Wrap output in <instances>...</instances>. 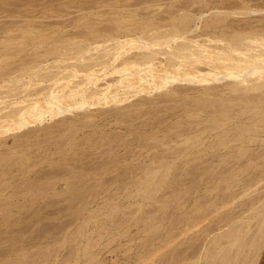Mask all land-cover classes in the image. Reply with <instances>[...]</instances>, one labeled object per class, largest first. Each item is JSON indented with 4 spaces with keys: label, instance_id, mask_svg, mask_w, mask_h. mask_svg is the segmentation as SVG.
<instances>
[{
    "label": "rangeland",
    "instance_id": "374dc122",
    "mask_svg": "<svg viewBox=\"0 0 264 264\" xmlns=\"http://www.w3.org/2000/svg\"><path fill=\"white\" fill-rule=\"evenodd\" d=\"M92 4L93 6H90ZM229 10H236L237 13L228 15L226 11ZM179 14L180 16L190 14L195 18L192 28H195L194 24H197L199 28L191 34L198 37V40H204L213 33L220 35V29L224 27L227 29L228 25L246 28L255 23L253 27L257 26V29H261L258 32L264 31V0H0V77L4 75V79L0 78L1 86L5 83L3 80L15 77L20 68H26L34 62L42 64L45 69L51 68L55 63L57 67L65 66L67 64L65 58L58 57L55 50H52V48H62L61 44H56L57 42L67 43L100 37L96 43L99 46L102 39L106 37L103 39L106 41H103L104 45L113 46L116 43L113 38L124 41L121 44L120 56L111 63L109 68L97 74L99 77L97 85L101 87V93L104 92L99 101L96 98L77 97L67 102L59 101L57 107L50 106L44 104L46 102L42 100L50 92L46 89L45 94L40 96V104L43 102L41 109L43 111L45 109L42 116L30 115L26 118L24 123L26 125H8L0 129V264H10L15 261L20 264H89L90 262V264H136L137 260L133 262V259H138L142 243L152 241L156 234L148 238L145 236V239L144 233L135 235L138 229L143 228V226L135 227V222L144 221L151 214L155 216L158 214L159 217H166L163 226L167 229L177 219L189 213H192L193 219L197 217L199 220L192 221L195 223L190 224L187 232L181 235L180 239L185 242L183 246L195 239L200 242L197 235L200 237L202 234V239L207 237V242L210 244L215 236L217 238L219 235L230 233V230L233 231L238 224L239 226L246 224V227L242 226L238 233L239 236H243L240 239L242 242L236 243L241 244L242 247L237 251V245L234 246L236 251L233 255L231 253L237 258L234 259L229 255V261L231 264H264V230L258 232V224L264 216V142L262 141L264 130L259 129L261 125H254V129L258 127V133L250 132V134L255 135L254 138L257 140L250 143L248 139H245L243 146L237 142L230 143L227 147L221 145L225 138L221 135L223 131H230L227 138H231L235 135V131L238 132L235 124L251 123L244 117L241 118L238 113L240 106L246 100H242L240 105L237 104L239 99H230L234 93L224 95L220 99V95L215 93H218L225 81L217 79L212 82L203 81L213 79L214 76L211 75L203 74L204 83L191 84V81H185L183 72H174L176 81L170 77L168 86L159 89L151 88V90L143 89L144 82L136 85L128 84L127 79L124 78V74L133 77L135 69L138 68L136 66L130 68L123 63L126 60H134L135 56L142 51L139 48L142 42L138 40V35L141 34L143 26L149 23L157 31L165 32ZM202 14H204L203 18L197 19ZM219 18L227 25L223 24L224 27L222 24L216 25L218 27L214 26L215 24L210 25L213 21L214 23L219 21V24L221 22ZM31 20L32 24L37 23L38 26L37 24L30 26ZM40 23L48 26L44 25V27ZM86 23L87 26H85ZM248 23L250 25L246 26ZM9 24L13 26L10 27ZM240 25L244 26L240 27ZM25 32H28V35ZM13 33L16 34L13 35ZM20 33L21 35L24 33L23 36ZM66 33H69V36L68 34L66 36ZM164 35L165 33L161 34L159 42L161 44L168 42V39L162 38ZM16 44H22V48ZM96 44L93 45L96 46ZM165 44L163 48L166 47ZM211 44L218 43L213 41ZM50 47L51 50L45 52ZM147 50L150 51V49ZM93 51H91L92 55H95L96 51ZM91 52L85 56L91 55ZM39 53H42L43 57ZM31 54L33 58H35L34 54L37 55L36 58L38 56L40 58L31 61L32 57L28 59ZM4 58L8 60L4 61ZM23 58L24 64H22L23 60H20ZM70 58L71 62H74V56ZM163 58V55H158L153 64H149L157 66ZM70 60L69 64H71ZM12 65L15 66L12 67ZM2 69L7 71L2 72ZM43 70L38 71L39 73L37 72L33 78L25 77L24 81L27 84L31 86L33 83L31 86V89L35 88L33 91H38L40 82L44 84V86L40 84L43 88L51 84L50 81L39 82L37 79ZM158 72L155 71L157 75H159ZM146 73L150 74L152 70L145 72V75H148ZM80 74L78 78L75 76L71 80L76 82L80 79ZM157 75H151L155 79L150 76L149 81H161L159 77L157 79ZM201 75L198 73L189 78L199 80L202 79ZM210 82L214 88L211 87ZM207 86L214 90V93L209 96L211 88L207 90ZM177 87L179 91L169 92L171 88ZM204 87L205 92L208 91L207 95L203 92ZM104 88L108 90L106 94ZM198 95L205 98L202 99ZM194 97L200 98L201 102L204 101L197 103ZM205 99H207L206 102ZM192 107L197 109L194 110ZM231 112L233 114L227 117V114ZM214 116L217 120H211ZM257 117L263 118L264 115L259 114ZM74 119L77 123L75 121L70 123ZM227 119H230L229 123L225 124ZM30 130L34 132H29ZM19 133H21L20 138L25 135V140L15 139ZM29 133L32 134L29 135ZM185 139L186 143H184ZM15 141L17 143L13 144ZM239 145L242 148L238 149ZM243 150H246V155L238 159L240 154L245 152ZM222 155L226 159H223L225 157ZM257 155H261L258 160ZM251 158H254L255 163L253 159L252 163L247 162ZM169 165L171 168L168 175L161 185L156 187L152 183L153 171H163ZM253 173L255 175H251ZM249 176L251 177L248 178ZM158 179L156 178L155 182ZM242 182L245 183L242 184ZM145 186L148 193H152L151 196L144 192ZM232 186L234 188H231ZM142 187L143 191L140 192ZM222 193L223 196H221ZM259 194L263 196L260 198ZM109 212L111 214L114 212L113 216ZM143 217L144 219H141ZM249 220L250 223L247 224ZM117 223L123 226H114ZM109 224H113L115 228ZM80 226L85 227V230ZM117 227H119L118 230ZM79 229H82V232ZM126 230H129V235L124 238L121 233ZM248 230L247 235H244ZM131 234L135 235V238L134 242L129 244ZM253 239L256 247H251ZM97 240L99 242L96 244ZM92 241H95L96 245L94 242L93 245ZM231 241L223 239L221 246L228 247ZM90 243L94 246L93 249L87 245ZM103 243L105 246H102ZM71 247L72 251H70ZM212 247L207 252L209 255L203 253L196 264L220 262L218 256L217 259L210 256L212 251L214 253L220 247ZM98 248L100 250L104 248L102 252L99 250L101 254L97 252ZM124 249L130 252L126 254ZM169 253L167 251L162 256L153 257L152 264H157ZM205 255L206 258H204ZM208 256L212 260L215 259L214 262ZM89 258L93 260H88Z\"/></svg>",
    "mask_w": 264,
    "mask_h": 264
},
{
    "label": "bare ground",
    "instance_id": "6f19581e",
    "mask_svg": "<svg viewBox=\"0 0 264 264\" xmlns=\"http://www.w3.org/2000/svg\"><path fill=\"white\" fill-rule=\"evenodd\" d=\"M2 5V4H1ZM95 5V4H94ZM90 6H93L90 5ZM88 7V6H87ZM86 7V8H87ZM4 9V8H3ZM6 9V8H5ZM84 9V8H83ZM249 9V8H247ZM97 10V9H96ZM257 11V10H255ZM175 12V11H174ZM187 12V11H186ZM251 12V10H250ZM253 12V11H252ZM83 13V12H82ZM98 13V12H96ZM182 13V12H181ZM226 13L228 15H234L237 13V11H226ZM258 13V12H257ZM226 14V16H227ZM92 15V14H91ZM114 15V14H113ZM225 15V13H224ZM45 16V15H44ZM62 16V15H61ZM196 16V15H195ZM198 16V15H197ZM204 16V14L200 15L199 17H197V19H202ZM11 17V16H10ZM225 17V16H224ZM226 18V17H225ZM83 19V18H81ZM3 20V19H2ZM35 20V19H34ZM77 20V19H76ZM195 18L190 15V14H182L180 16L179 14V17H176L169 25V28L167 30H165V32H160V31H157L156 28H152L151 25L149 23H146L145 26H143L144 28H142L141 30V34L138 35L139 36V39L140 42H142V44L139 46L140 49H142L141 52H139L136 56H135V59L132 61L130 60H126L123 64L127 67H138L137 69H135L134 71V75L133 77H128L124 74V78H126L127 80V83L128 84H138L140 82H144V86H143V89L144 90H151L152 89H159V88H163L164 86H168L167 84H169L170 82V77H173L172 79L175 80L177 78H174L176 77L175 76V73L176 72H183L182 75L185 76V81L186 80H189L191 81L190 83L191 84H194V83H198V82H203V81H214V80H221V81H225L220 87L218 93H215V94H219L220 95V99L221 97H224V95H229V94H233L231 95L232 97L229 98L232 99V98H236V99H239L237 104H241L242 100H246L240 107V117H244L245 120L247 119V122H251L249 125L248 124H235V128L238 130V132L235 131V135H233V137L231 136V138H227L228 134H230L229 132L230 131H223L221 133L222 136H224L225 138H223V143H221V145H223V147H227L229 146L230 143H234V142H237V143H240L242 146H243V143L245 142V139L251 143L252 141H256L257 139L254 138V136H252V134H250V132H253L254 134L258 133V127L254 129V125L255 126H259V129L260 130H264V117L263 118H258L257 116H259V114H262L264 115V31L263 32H258L259 29H257V26L256 27H253L255 26L256 24L254 23L252 26L250 25V23H248L246 26L250 25V27H246V28H236V27H230L229 25L226 27L227 29H225V24L223 22V20L220 18L218 20H220L221 22L218 24L219 21H217V23H213L210 25H223L224 28H221V34L220 35H217L215 33H213L212 35L208 36L207 38H205L204 40H198L196 38V36H192L191 33H194L195 30H198L199 26L197 24H194L195 28H192L193 25L192 23L194 22ZM225 20V19H224ZM4 21V20H3ZM9 21V20H7ZM38 21V20H36ZM43 21V20H42ZM58 21V20H56ZM198 21V20H197ZM216 21V20H215ZM252 21V20H251ZM6 22V21H5ZM10 22V21H9ZM32 24V20L30 21ZM47 22V21H45ZM63 22V21H62ZM117 22V21H116ZM152 22V20H151ZM250 22V21H249ZM15 23V22H14ZM13 23V24H14ZM18 22H16L17 24ZM49 23H52L49 21ZM154 23V22H153ZM8 24V23H7ZM6 24V25H7ZM15 24V25H16ZM22 24V23H21ZM26 24V23H25ZM34 24H37V23H34ZM34 24L30 25V26H34ZM43 25V23H40ZM53 24V23H52ZM62 24V23H60ZM242 24V23H241ZM4 25L5 27L9 28V26H6ZM10 25V24H9ZM26 25H29V24H26ZM40 25V26H42ZM46 25V24H44ZM43 25V26H44ZM89 25V23H88ZM92 25V23H91ZM94 25V24H93ZM245 25V24H244ZM244 25H240L241 26H244ZM3 26V28H4ZM13 26V25H10V27ZM29 26V27H30ZM38 26V24H37ZM48 26V25H46ZM50 26V24H49ZM55 26V25H54ZM85 26H87V23L85 24ZM216 26V27H218ZM15 27V26H14ZM28 27V28H29ZM45 27V26H44ZM51 27V26H50ZM67 27V26H66ZM215 27V28H216ZM221 27V26H220ZM219 27V28H220ZM262 27V26H260ZM1 28V27H0ZM18 28V27H17ZM58 28V27H56ZM63 28V27H62ZM68 28V27H67ZM98 28V27H97ZM105 28V27H104ZM104 28H101V29H104ZM141 28V27H140ZM214 28V29H215ZM218 28V29H219ZM256 28V29H254ZM5 29V28H4ZM19 29H20V26H19ZM22 29V28H21ZM160 29V28H159ZM2 30V29H1ZM27 30V29H26ZM40 30V29H39ZM55 30V29H54ZM65 30V29H64ZM105 30V29H104ZM216 30V29H215ZM261 30V29H260ZM259 30V31H260ZM46 31V30H45ZM30 32V31H29ZM84 32V31H83ZM88 32V31H87ZM86 32V33H87ZM196 32V31H195ZM8 33V32H7ZM10 33V32H9ZM22 33V32H21ZM20 33V35H21ZM26 34L28 32H25ZM78 33V32H77ZM85 33V34H86ZM165 33L164 36H162V38H166L168 39V42L163 43H159L160 42V39H161V34ZM204 33V32H203ZM11 34V33H10ZM16 34V33H13V35ZM24 34V33H23ZM23 34L21 36H23ZM69 36V33H66L65 35ZM71 34V33H70ZM73 34H76V33H73ZM81 35L83 33H80ZM79 34V35H80ZM20 35H17V36H20ZM28 35V34H27ZM26 35V36H27ZM40 35V33H39ZM57 35V34H56ZM84 35V34H83ZM197 35V34H196ZM8 36V35H7ZM10 37H12V35H9ZM16 36V37H17ZM24 36V37H26ZM15 37V36H14ZM28 37V36H27ZM60 37V36H59ZM50 38V37H49ZM106 38V37H105ZM103 38V39H105ZM111 39V37H109ZM20 39V38H19ZM61 39V38H60ZM75 39V38H74ZM100 37H94L92 39H83V40H80V41H69L67 43H63V42H57L56 44H61L62 45V48L59 46V48L61 49H54L52 48V50H55V53L58 54L59 56L58 57H62V58H65L64 60L67 61V64L65 62L62 63L64 64L65 66L63 67H57L55 64H52L54 66H52L51 68H43L42 64H36L35 62L32 63L30 66L26 67V68H20L21 70L17 73V75H15V77L11 78V79H5L3 81H5V83L1 86L3 88L0 89V129L1 128H4L6 126H14V125H23L25 122H26V118H28L30 115L31 116H37V117H40L44 114L45 112V109L43 111V109H41V98L40 96L41 95H44L45 92H46V89L50 90V92H48L49 94H47V96H44V98H42V100L46 103L44 104H49L50 106L51 105H56V107L58 106V104L63 101V102H67L69 100H72V99H77V97H82L84 99L86 98H96L98 101L99 99H101V95H104V92L103 94L101 93L100 89L101 87H99V85H97V80L99 77H97V74L98 73H101L103 70L109 68V66L111 65V63L113 61H115L119 56H120V49H121V44L124 42V41H117V39L113 38L114 40H116V43L113 45V46H107V45H104L105 44V40L102 39V42L103 43L102 45L99 44V46H97V42L99 41ZM109 39L110 42H113ZM122 39V38H121ZM163 40V39H162ZM165 40V39H164ZM32 41V40H31ZM42 41V40H41ZM105 41V42H103ZM108 41V42H109ZM213 41H216L218 44L216 45H212L211 43ZM8 43V42H7ZM37 43V42H36ZM41 43V42H40ZM114 43V42H113ZM9 44V43H8ZM38 44V43H37ZM36 44V45H37ZM55 44V42H54ZM93 44H96V46H94ZM109 44V43H108ZM163 44L166 45V47H168V49H165L166 47L163 48ZM16 45H20V47L22 46V44H16ZM24 45V44H23ZM25 45H27L25 43ZM33 45V44H32ZM35 45V44H34ZM112 45V44H111ZM14 46V44H13ZM30 46V44H29ZM45 46V45H44ZM49 46V45H48ZM162 46V47H161ZM17 47V46H15ZM36 47V46H35ZM41 47V46H40ZM39 47V48H40ZM19 48V46L17 47ZM22 48V47H21ZM27 48V46H26ZM14 49V47H13ZM147 49H150V51H148ZM16 50V49H15ZM18 50V49H17ZM29 50V48H28ZM51 50V47L49 48V50L47 49L45 52L47 51H50ZM95 50L96 52L94 53L95 55H92L93 53L91 51ZM20 51V50H18ZM16 52V51H14ZM13 52V53H14ZM91 52V55L89 56H85L86 54H89ZM94 52V51H93ZM10 53V52H9ZM24 53V52H23ZM35 53V52H34ZM43 53V52H42ZM42 53H39L40 55ZM28 54V53H27ZM53 54V52H52ZM35 55V58H33V54H31V56L29 57L28 56V59L32 57L31 61L32 60H35L37 58H40V56H38L36 58V54ZM158 55H163L164 58L163 60H160L159 61V65H153L151 66V64L149 63H152L154 62V60L156 59V57ZM11 56V55H10ZM42 56V55H41ZM45 56V55H44ZM48 56V55H47ZM50 56V55H49ZM74 56V62H71V58ZM3 57V56H2ZM6 57V55H5ZM12 57V56H11ZM43 57V56H42ZM52 57V56H51ZM55 57V56H54ZM5 59V58H4ZM28 59H27V62H28ZM46 59V57L44 58ZM55 59H59V58H55ZM61 59V58H60ZM3 60V59H2ZM8 60L5 59L4 61ZM20 60H23V63L24 64V58L23 59H20ZM41 60V59H40ZM54 60V59H52ZM70 60L71 64L68 63V61ZM30 61V60H29ZM48 61V60H47ZM61 61V60H60ZM59 61V62H60ZM21 62V61H20ZM50 62V61H49ZM58 62V64H59ZM45 63V62H44ZM43 63V65H44ZM51 63V62H50ZM21 64V63H20ZM2 65V64H1ZM46 65V63H45ZM61 65V64H60ZM202 65H205L206 68H203L205 66L202 67ZM5 66V65H4ZM15 66V65H14ZM12 65V67H14ZM16 66H17V63H16ZM18 67V66H17ZM7 68V67H6ZM11 68V66H10ZM9 68V70H10ZM55 68V69H54ZM8 69V68H7ZM44 69V70H43ZM1 70V69H0ZM2 69V72H5L7 70H4ZM42 71V73L40 75H38V80L39 82L40 81H46V82H49L50 81V85L48 87H45L43 88L42 86H44V84L42 85L41 82L39 85V89H37L38 91H33V89H31V86L33 85V83L31 84V86L29 84L26 83L25 80V77L26 76H30L31 78H33V76L38 72V71ZM113 70V69H112ZM115 70V69H114ZM148 70V71H147ZM152 70V73L148 74V75H145V72H149ZM207 70V71H206ZM155 71H159V75H157L155 73ZM162 71V74H160ZM14 72V71H13ZM111 72V71H110ZM165 72V73H164ZM175 72V73H174ZM39 73V72H38ZM79 73L80 74V79L77 80L76 82H74L73 80L71 79H74L72 77H77L79 76ZM108 72H106L107 74ZM153 73H155L154 75H157V79H162L161 81L157 82V80L153 81H149V77L153 75ZM164 73V74H163ZM198 73H201V77L202 76H214L213 79H209V80H203L204 77H202V79H197V80H193V79H190L189 77H191L192 75H197ZM8 74V72H7ZM11 74V73H10ZM111 74V73H110ZM204 74V75H203ZM37 75V74H36ZM4 76V75H3ZM3 76H1L3 78ZM152 76L150 78H152ZM0 77V78H1ZM156 77V76H155ZM159 77V78H158ZM200 77V78H201ZM78 78V77H77ZM181 78V77H180ZM179 78V79H180ZM4 79V78H3ZM152 79H155V78H152ZM184 79V78H182ZM196 79V78H194ZM205 79V78H204ZM2 80V79H0ZM27 80V79H26ZM181 80V79H180ZM203 80V81H202ZM33 81V80H32ZM176 81V80H175ZM179 81V80H177ZM182 81V80H181ZM2 82V81H1ZM0 82V83H1ZM38 82V81H37ZM207 82V83H208ZM211 82L209 84H211ZM204 83V82H203ZM202 83V84H203ZM49 84V83H47ZM221 84V83H220ZM197 85V84H196ZM206 85V84H205ZM215 85V84H214ZM46 86V85H45ZM109 86V85H107ZM131 86V85H129ZM213 85L211 84V87ZM35 87H37V83H35ZM187 87V86H186ZM198 87V86H197ZM210 86L208 87L207 86V90L211 88ZM43 88V89H41ZM107 88V87H106ZM189 88V87H188ZM205 88V87H204ZM214 88V87H212ZM211 88V89H212ZM41 89V90H40ZM108 89V88H107ZM170 89V88H169ZM180 89V87H179ZM211 89L209 90V93H208V96L209 94H213L214 93V90L211 91ZM105 90V88L103 89ZM183 90V89H181ZM187 90V89H186ZM190 90V88H189ZM206 88L203 90V92H205ZM108 90H105V94ZM179 91L178 90V87L177 88H171V90L169 92L171 93H175ZM184 91V90H183ZM33 92H36V93H33ZM189 92V91H188ZM203 92H201V94H204ZM208 91L205 92V95H207ZM217 92V91H215ZM167 93V92H166ZM108 94V93H107ZM223 95V96H222ZM199 96V95H198ZM214 96V95H213ZM189 97V96H187ZM191 97V96H190ZM189 97V98H190ZM200 98L204 96H199ZM207 97V96H206ZM116 98V96H115ZM199 98V99H200ZM205 98V97H204ZM209 98V97H207ZM216 98V97H215ZM195 99V97H194ZM198 98H196L195 100H197L196 102L198 103L200 100ZM201 99V100H202ZM223 99V98H222ZM228 99V98H227ZM116 100V99H115ZM195 100H194V103H195ZM207 99H205V102H206ZM60 101V102H59ZM204 101V100H203ZM202 101V102H203ZM240 101V102H239ZM200 101V103H202ZM246 104V105H245ZM262 104V105H261ZM48 105V106H49ZM89 105V104H88ZM201 105V104H200ZM238 105V106H239ZM44 106V105H42ZM49 106V107H50ZM46 107V105H45ZM48 107V108H49ZM190 108V107H189ZM192 109H194L192 107ZM197 109V108H195ZM194 109V110H195ZM235 110V109H234ZM236 110H238L236 108ZM235 110V111H236ZM47 111V110H46ZM53 112V111H52ZM47 113V112H46ZM45 113V114H46ZM49 113V112H48ZM212 113V112H211ZM237 113V112H236ZM233 114V112L227 114V117L228 116H231ZM54 115V114H53ZM52 115V116H53ZM214 115V114H213ZM233 117V116H232ZM262 117V116H261ZM212 119L211 120H217V118L214 116V117H211ZM214 118V119H213ZM240 119V118H239ZM203 120V119H202ZM219 120V119H218ZM229 120L230 119H227L225 124L229 123ZM243 120V119H242ZM43 121V120H42ZM73 122H70V123H77V120H72ZM75 121V122H74ZM241 122V121H240ZM237 123V122H235ZM47 124V123H46ZM50 124V123H49ZM26 125V124H24ZM70 125V124H69ZM72 125V124H71ZM199 125V124H198ZM44 126V125H43ZM42 126V127H43ZM48 126V124H47ZM50 127V126H49ZM46 128V127H44ZM43 129V128H42ZM33 130V129H32ZM40 130V129H39ZM204 130V129H203ZM29 132H34V131H29ZM36 132V130H35ZM260 132V131H259ZM25 133V132H24ZM32 133H29L32 134ZM20 134V135H19ZM17 135V137H15V139H17V141H19V138L21 136V133H19ZM193 134V133H192ZM247 134H249L248 136H246ZM195 135V133L193 134ZM264 135V133H263ZM191 136V135H190ZM218 136V135H217ZM25 135L22 136V138H20V141L22 140H25L24 139ZM196 137V136H195ZM220 137V136H219ZM30 138V137H29ZM258 138V137H256ZM189 138L187 137V140ZM259 139V138H258ZM196 140V138H195ZM226 140V141H225ZM17 141H15L13 144H16ZM186 143V139L184 140ZM261 141V140H260ZM262 141L264 142V138L262 139ZM261 141V142H262ZM260 142V143H261ZM194 143V142H193ZM12 144V146H13ZM20 144V143H19ZM4 145V144H2ZM1 145V146H2ZM18 145V144H17ZM241 145H239V148H242ZM238 147V146H237ZM248 149V148H247ZM250 149V148H249ZM18 151V150H17ZM245 152L243 153H239L240 156L238 159L244 157L246 155V150H243ZM238 154V155H239ZM228 155V154H227ZM223 156V155H222ZM229 156V155H228ZM261 155H257V160L259 159ZM221 157V156H220ZM225 157V156H223ZM222 158V157H221ZM263 158V157H262ZM223 159H226L223 158ZM222 159V160H223ZM248 159V158H247ZM246 159V160H247ZM253 159V162H254V158H251L250 161L247 160L248 163H252L251 160ZM256 160V161H257ZM224 161V160H223ZM259 162V161H258ZM255 163V162H254ZM171 166H167L165 168V170L161 171V170H154L152 175H153V178H152V183H154V185L156 187H159L161 185V183L164 181L165 177L168 175L169 173V170H170ZM245 171V170H243ZM248 171V170H247ZM242 172V171H241ZM242 174V173H241ZM251 175H255L254 173L251 174ZM239 177V176H237ZM251 176H249L248 178H250ZM253 177V176H252ZM156 178H159L158 181L155 182V179ZM248 181V179H247ZM238 182V181H237ZM236 182V183H237ZM253 182V181H252ZM245 182H242V184H244ZM237 185V184H236ZM235 185V187H236ZM248 185V184H247ZM230 188V187H229ZM231 188H234L233 186ZM221 189V188H220ZM245 189V188H244ZM143 191V187L140 188V192ZM157 191V189H156ZM226 191V190H225ZM139 192V191H138ZM144 192L147 194V195H150L152 193H148L147 191V186H145L144 188ZM142 192V193H144ZM212 192V191H211ZM214 192V191H213ZM233 192V191H232ZM231 192V193H232ZM240 193V192H239ZM242 193V192H241ZM224 194L227 196V193L224 192ZM264 194V193H263ZM263 194H259L260 198L261 196H263ZM145 195V194H143ZM142 197H145L143 196ZM146 195V196H147ZM241 195V194H239ZM223 196V193L222 195ZM235 196V194H234ZM149 197V196H148ZM225 197V196H224ZM256 198V197H255ZM255 201V200H254ZM216 202V200H215ZM253 202V201H252ZM262 202V201H261ZM247 203V202H246ZM244 205V204H243ZM246 205V204H245ZM183 208V206H181ZM246 209V208H245ZM243 209V210H245ZM192 211V210H191ZM101 212V211H99ZM189 212V211H188ZM110 213V212H109ZM150 213V212H149ZM158 213V212H157ZM162 213V212H161ZM238 213V212H237ZM102 214V213H101ZM111 214V213H110ZM114 214V212H113ZM113 214H111L113 216ZM148 214V213H147ZM156 214V213H155ZM166 214V213H165ZM191 214L192 213H189L187 216L185 215V217L183 216V218H180V219H177L176 222H173L169 227L164 228L163 226V221L166 219V217H162V216H155L154 214H151L150 216L146 217L144 221H138V222H135L136 224L134 225L135 227H138L140 228L141 226H143L142 229H138L137 232L135 233V235H142V233H144V239L152 234H156V237H154L155 239H153L151 237V240L152 241H144L145 243H142V247L141 250L139 251L138 255V259H133V262L136 261V264H149L151 262L152 264V261H154V258L155 256L157 255H164L165 252L169 251L170 253L164 258H161V260H159V262H157V264H196L198 260H200V256L204 253L207 254V252H209V250L212 248H217V247H220L219 249H217V251H215L214 253L211 252L210 256L212 258H218L220 259V264H231V262L229 261V255H233V253H235V251H239L238 249L241 246V244L237 245L236 243L238 241H240V243L242 242V239L241 237L243 236H239V229L243 228L242 226L246 227V224L242 225V226H239L240 224H238L236 226V228L232 231L230 230L231 232L230 233H225V235H222L219 237L217 236V238L214 237V239L212 238V240L210 241V244H208V240H207V237H204L202 239V235L199 237L198 236V239L200 242H198V240L196 241V237L194 238L195 240L191 243H188L186 244L185 246H183V244L185 243L184 241H182L180 239L181 235L186 233L187 230L190 228V224L192 223H195V222H192V221H195V219L199 220L197 217L195 219H193L191 217ZM235 214V213H234ZM99 215V214H98ZM109 215V217L111 216ZM159 215H161L159 213ZM169 215V214H167ZM236 215V214H235ZM234 215V216H235ZM240 215V214H239ZM102 216H105V215H102ZM107 217V216H106ZM135 217V216H134ZM95 218V216H94ZM129 218V217H128ZM179 218V217H178ZM234 218V217H233ZM237 218V217H236ZM97 219V218H96ZM94 219V220H96ZM110 219V218H109ZM134 219V218H133ZM138 219V217H137ZM141 219H144L141 218ZM140 219V220H141ZM232 219V218H231ZM239 219V218H238ZM106 220V219H105ZM108 220V218H107ZM196 220V221H197ZM230 220V219H229ZM228 220V222H229ZM244 220V219H243ZM91 221V220H90ZM120 221V220H118ZM122 221V220H121ZM125 221V220H123ZM130 221V220H129ZM97 222V220H96ZM95 222V224H96ZM100 222V221H99ZM107 222V221H106ZM109 222V221H108ZM128 222V221H127ZM226 222V221H225ZM86 223V222H85ZM84 223V224H85ZM102 223V222H101ZM115 223V222H114ZM123 223V222H122ZM218 223V222H217ZM246 223V222H244ZM250 223V220L249 222H247V224ZM87 224V223H86ZM86 224H85V227H86ZM128 224V223H126ZM125 224V225H126ZM133 224V223H132ZM226 224V223H225ZM88 225V224H87ZM104 225V223H103ZM107 225V223H106ZM111 225L112 228H115L113 227V224H109V226ZM102 226V224H101ZM100 226V227H101ZM114 226H123L122 224L121 225H118L117 224H114ZM248 226V225H247ZM81 227V226H80ZM79 227V228H80ZM85 227H81L82 229L85 230ZM110 227V228H111ZM125 227V226H124ZM132 227V225L130 226ZM129 227V228H130ZM98 228V227H97ZM109 228V227H108ZM109 228V229H110ZM119 227H117V230H118ZM219 228V227H218ZM250 228V227H248ZM82 229H79L80 231ZM100 230L102 229L99 228ZM107 229V228H105ZM104 229V230H105ZM122 229V228H121ZM125 229V228H124ZM128 229V228H126ZM247 229V228H246ZM68 230V229H67ZM95 230V229H94ZM245 230V229H244ZM264 230V216L263 218L261 219V221L259 222L258 224V232L260 231H263ZM179 231V232H178ZM205 231V230H204ZM203 231V232H204ZM214 231V230H213ZM246 231V230H245ZM82 232V231H81ZM84 232V231H83ZM89 232V231H87ZM92 232V231H91ZM99 232V231H98ZM113 232V231H111ZM117 232V231H115ZM123 232V230H122ZM249 230L247 232H243L244 235H247L246 233H248ZM101 233V232H100ZM107 233V232H105ZM242 233V235H243ZM81 234H84V233H81ZM92 234V233H91ZM104 234V233H102ZM111 234V233H110ZM109 234V235H110ZM115 234V233H114ZM120 234V233H119ZM118 234V235H119ZM122 236L125 238V236H128L129 235V230L124 233H121ZM209 234V233H207ZM221 234V233H220ZM223 234V233H222ZM86 235V234H84ZM98 235V234H97ZM101 235V234H100ZM112 235V234H111ZM117 235V234H116ZM135 235L131 234V236H129V244L132 243V241L134 242V238H135ZM217 235V234H216ZM99 236V235H98ZM97 236V237H98ZM106 236V235H105ZM113 236V235H112ZM146 236V237H145ZM155 236V235H154ZM205 236V234H204ZM207 236V235H206ZM96 237V238H97ZM102 238V236H99ZM98 237V238H99ZM108 237V236H107ZM110 237V236H109ZM116 237V236H115ZM114 237V238H115ZM89 238V237H88ZM92 238V237H91ZM94 238V237H93ZM104 238V237H103ZM113 238V239H114ZM117 238V237H116ZM140 238V237H139ZM138 238V239H139ZM142 238V239H143ZM86 239V237H85ZM95 239V238H94ZM143 239V240H144ZM150 239V238H149ZM148 239V240H149ZM211 239V238H210ZM223 239L224 240H229L230 239V243L228 245V247L226 246H221L222 245V242H223ZM76 240V239H75ZM79 240V239H77ZM96 240V239H95ZM100 240V239H99ZM99 240H97L96 244L99 242ZM111 241V239H109ZM108 240V241H109ZM141 240V239H140ZM140 240H138L139 242H141ZM181 240V241H180ZM244 240V239H243ZM82 241V240H81ZM81 241L79 243H81ZM91 241V240H89ZM78 242V241H76ZM86 242V241H85ZM95 244V241H92V244ZM105 242V241H104ZM111 242H114V241H111ZM127 242V241H126ZM125 242V243H126ZM137 242V240H136ZM147 242V243H146ZM207 242V244H206ZM74 243V242H73ZM87 243V242H86ZM120 243V241H119ZM119 243H118V246H119ZM239 243V242H238ZM93 244V245H94ZM95 244V245H96ZM104 245L102 246H105V243H103ZM108 244V242H107ZM124 244V243H123ZM138 244V243H137ZM197 244V245H196ZM85 245V244H83ZM89 245V247H92L93 249V245L90 244H87ZM117 245V244H115ZM122 245V244H121ZM125 245V244H124ZM123 245V247H124ZM135 245V244H134ZM139 245V244H138ZM212 245V246H211ZM236 250L234 249V246H236ZM118 246H116L118 248ZM127 246V245H126ZM129 246H132V245H129ZM141 246V245H140ZM182 246V247H180ZM211 246V247H210ZM252 246H255V241L253 239V241L251 242V247ZM84 248H86L85 246H83ZM88 247V246H87ZM120 247V246H119ZM133 247V246H132ZM131 247V248H132ZM139 247V246H137ZM256 247V246H255ZM75 248V247H74ZM81 248V247H80ZM115 247H113V250L115 251L114 249ZM139 248V249H140ZM83 249V248H82ZM104 249V248H103ZM100 250L99 248L97 249V252H99V250L102 252L103 251ZM121 249V247L119 248ZM118 249V250H119ZM123 249V248H122ZM85 249H83L84 251ZM112 250V249H111ZM117 250V249H116ZM128 250V249H127ZM124 249V252L127 254V252H130L127 251ZM137 250V249H136ZM136 250L134 251V253L136 252ZM166 250V251H165ZM72 251V247H71V250ZM81 251V250H80ZM79 251V253H80ZM86 251V250H85ZM113 251V252H114ZM142 251H145V253H140ZM96 252V253H97ZM112 252V253H113ZM123 252V251H122ZM52 253V252H51ZM55 254V251L53 252ZM52 253V254H53ZM90 253V252H89ZM94 253V252H93ZM133 253V254H134ZM56 254H58L56 252ZM87 254V253H86ZM92 254V253H91ZM101 254V253H100ZM98 254V256L100 255ZM129 254V253H128ZM131 254H132V251H131ZM130 254V255H131ZM167 254V253H166ZM47 255V254H46ZM45 255V256H46ZM49 255V253H48ZM47 255V256H48ZM68 255V254H67ZM71 255V254H70ZM69 255V256H70ZM209 255V254H207ZM231 255V256H232ZM56 256V255H55ZM66 256V255H65ZM81 256V255H80ZM83 256V255H82ZM94 256V255H93ZM92 256V257H93ZM97 256V255H96ZM129 256V255H128ZM127 256V257H128ZM218 256V257H217ZM50 257V256H49ZM48 257V258H49ZM75 257V256H74ZM91 257V256H90ZM135 257V256H134ZM154 257V258H153ZM204 257V256H203ZM202 257V258H203ZM209 257V256H208ZM233 257V256H232ZM53 258V257H52ZM86 258V256H85ZM129 258V257H128ZM132 258V257H131ZM206 258V255L205 257ZM210 258V257H209ZM212 258H210L212 260ZM234 259L237 258L236 257H233ZM67 260V258H65ZM64 259V260H65ZM88 260H93V259H88ZM130 260V259H129ZM157 260V259H156ZM206 260V259H205ZM210 260V261H211ZM215 260V259H214ZM214 260H212L214 262ZM237 260V259H236ZM131 261V260H130ZM150 261V262H149ZM11 262V261H10ZM9 262V263H10ZM70 262V260H69ZM90 262V261H89ZM97 262V261H96ZM132 262V261H131ZM199 262V261H198ZM208 262V261H207ZM212 262V263H213ZM217 262V261H216ZM12 263V262H11ZM10 263V264H11ZM16 263V261L14 262ZM12 263V264H14ZM18 263V262H17ZM16 263V264H17ZM86 263V262H85ZM91 263V262H90ZM89 263V264H90ZM95 263V262H94ZM217 263V264H218ZM233 263V262H232ZM20 264V263H18ZM133 264V263H132ZM154 264V263H153ZM205 264V263H204ZM210 264V262H209ZM216 264V263H215Z\"/></svg>",
    "mask_w": 264,
    "mask_h": 264
}]
</instances>
